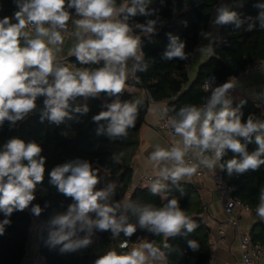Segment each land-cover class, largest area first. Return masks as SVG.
Returning a JSON list of instances; mask_svg holds the SVG:
<instances>
[{"label":"clouds","instance_id":"clouds-1","mask_svg":"<svg viewBox=\"0 0 264 264\" xmlns=\"http://www.w3.org/2000/svg\"><path fill=\"white\" fill-rule=\"evenodd\" d=\"M16 11L12 16L0 18V125L5 120L15 125L37 107V98L43 96V117L53 123H61L68 116L69 101L77 97H95L104 93L116 97L114 102L94 116L95 122L107 121L106 133L110 138L127 137L128 130L134 128L139 115L140 101H121L120 95L125 91L130 74L127 68L129 58L139 61L142 53L139 50V38L131 35L127 16L123 20L116 19L125 11L135 16L137 11L147 14L144 0H125L119 7L116 0H13ZM139 6V7H137ZM264 8V5H260ZM67 9H74L79 19L75 25L77 43L72 48V55L82 65L97 64L101 60L104 66L94 70H71L67 66H59L49 45H62L64 37L61 30H66L71 19ZM216 23L223 24L236 20V13L221 8ZM264 18V13L261 14ZM15 21V22H13ZM155 21L147 25H137L151 33ZM49 25L45 27V25ZM29 25L34 26L35 38L29 39L24 31ZM237 26L239 22L237 21ZM21 37L26 46H21ZM44 38H47L45 40ZM184 44L172 38L168 58L185 59ZM147 66L141 68L146 70ZM51 77V80H50ZM136 77V83H139ZM235 84L229 80L211 90V95L202 106L187 104L170 118V126L180 137L171 147L160 144L154 146L149 160L159 169L158 176L149 185L152 195H160L167 191L163 181L171 180L176 184L190 178L198 167L215 169L221 162L226 150L233 157L220 164L227 169L229 176L256 171L264 165V120L249 115L242 121L238 109L231 108L229 90ZM209 90V85H204ZM80 109L77 108L76 111ZM87 112V107L84 108ZM169 109L162 110L167 116ZM42 117V119H43ZM99 131H105L101 126ZM255 140L257 148L249 152L248 143ZM42 148L38 143L12 138L0 150V210L6 215L14 210H23L35 199L36 185L42 183L45 173V158L41 156ZM124 152L113 154L116 163L121 162ZM192 154L198 164L186 161ZM51 183L57 190L73 198L75 201L66 214L58 215L52 223L59 226L53 233L54 244L63 243L64 250H76L90 243L89 236L93 229L110 231L113 236L121 232L131 237L137 225L128 223L127 216L118 215L120 204L102 203L112 193V185L107 189L97 190L98 172L89 162L64 164L50 172ZM182 191V189H181ZM166 199L165 196L161 197ZM133 214L138 215L140 228L155 234H163L165 238L180 233L186 227L192 232L197 224L183 210L176 198L168 199L162 207L151 204L124 205ZM32 211L39 215L41 209L34 206ZM259 216L264 219V190L261 192V204L257 208ZM89 213H95L92 219ZM80 230L87 232L83 239L71 240L77 223ZM4 223H8L7 220ZM65 229L69 231L65 232ZM3 231L0 226V232ZM167 246V245H165ZM195 249L197 244L189 241ZM127 247V243L121 244ZM164 254L151 243H141L131 251L118 254L115 250L100 256L95 264H147L149 259L161 260Z\"/></svg>","mask_w":264,"mask_h":264},{"label":"trees","instance_id":"trees-1","mask_svg":"<svg viewBox=\"0 0 264 264\" xmlns=\"http://www.w3.org/2000/svg\"><path fill=\"white\" fill-rule=\"evenodd\" d=\"M125 0H116V6ZM220 0H144L147 14L137 11L135 16L127 12L121 13L122 19L127 16L129 27L141 34L140 47L142 58L134 70V74L126 82L125 91L120 95L123 101H140L139 115L134 128L128 130L127 137L110 138L106 133L107 121L95 122L93 117L101 111H106L107 106L114 102L116 97L100 93L95 97H77L69 101L68 116L59 123H53L43 117L44 97L37 98L36 109L24 119L12 125L5 120L0 125V150L12 138H19L26 143H38L41 156L45 158V173L42 183L36 185L35 199L23 210H14L6 215L0 210V264H22L30 241L35 213L34 206H39L38 221L41 223L38 253L42 256L39 264H95V261L108 251L115 250L118 254L129 252L128 247H121V242L135 243L140 238H148L153 246L160 249L166 258V264H210L212 245L210 241V226L205 219V206L197 195L196 186L191 183L168 180L167 198L152 195L148 190L143 193L140 188L132 189L134 167L133 159L140 145L141 128L145 123L146 99L151 97L164 108L169 109L168 115L174 117L179 109L187 104L200 106L206 103L211 95V90H205L203 82L213 73L217 77L216 87L228 81L229 76L253 66L257 61L264 60V0H244L241 6L231 8L230 12L236 13V20L223 23L220 26V37L213 43L212 55L203 62L195 80H190L187 64L192 60L197 43L206 35L210 27L212 14ZM128 0V7H131ZM139 7V6H137ZM73 11L74 9H67ZM16 11L13 0H0V18L12 16ZM155 21L151 33L144 31L137 25H147ZM237 21L239 26H237ZM15 22V21H13ZM172 38L184 44L185 59L178 57L168 58L166 53L171 50ZM21 46H26L25 38L21 37ZM63 67L71 70H94L104 66V61L97 64L82 65L75 56L55 60ZM146 70L141 71V68ZM136 77L140 82L136 83ZM51 80V77H50ZM134 86L138 90H130ZM214 89V88H213ZM88 111L85 112L84 108ZM79 108V111L76 109ZM231 108L238 109L242 121L249 115L259 120H264V101H257L247 96L231 103ZM43 117V119H42ZM101 126L105 131H99ZM257 148L255 140L248 143L249 152ZM124 152L120 163L113 160V154ZM233 157L230 150H226L222 163ZM87 161L91 167L100 165L107 171H99L97 190L107 189L113 181L117 187L108 196L106 201L110 205L120 204L118 215L127 216V222L136 224L137 230L131 237H126L123 232L113 236L110 231L93 229L89 236L90 243L76 250H64L63 243L54 244L53 233L59 226L52 221L61 214H66L68 208L75 201L57 190L51 183L50 172L57 166L75 164ZM225 180L234 186V195L250 209L256 210L261 204V192L264 190V165L256 171L248 170L244 173L228 175L226 167L223 169ZM157 178L154 177V180ZM182 189V191H181ZM127 202L124 198L128 195ZM176 198L180 207L191 217L197 227L188 232L186 227L181 228L179 234L169 236L165 241L163 234H155L139 227L138 215L124 207L127 203L136 205L151 204L162 207L168 199ZM92 219L96 214L92 213ZM7 220L8 223H4ZM69 229H65V232ZM86 230H80L79 222L76 225L71 240L83 239ZM254 242L264 244V222H260L251 231ZM189 241H194L197 247L189 246ZM167 245V246H165Z\"/></svg>","mask_w":264,"mask_h":264},{"label":"crops","instance_id":"crops-1","mask_svg":"<svg viewBox=\"0 0 264 264\" xmlns=\"http://www.w3.org/2000/svg\"><path fill=\"white\" fill-rule=\"evenodd\" d=\"M243 2L244 0H220V2L216 5L212 14V19L208 32L197 43L193 58L187 64L190 80L196 79L200 65L212 55L213 43L220 37L221 24L216 23L217 17L220 14L219 10L221 8H226L228 11H230L233 7L241 6ZM119 6L120 5H117V7ZM69 12L71 19L68 22L67 29L76 31L75 25L72 21L75 19H79L80 17L76 15L75 10ZM118 18L122 19L121 14L118 16ZM48 26L49 25L47 24L45 25V27ZM24 31L29 34V39L35 38L34 29L32 31H29L26 27ZM61 34L64 37V43L62 45H49V47H51L53 50L55 60L65 59L67 57L73 56L72 48L78 42L75 34H72L70 31L61 30ZM44 39L47 40V38ZM200 42L201 46H199ZM139 50L140 52H142L140 44ZM138 62L139 61H137L135 58H129V60L127 61V68L130 70V73L132 72V70H135L136 66L138 65ZM256 63H262V67L258 71L252 72L242 78L233 81L235 87L233 89H230L228 93V96L231 99L232 103L244 96H247L257 101H264V60L257 61L254 64ZM132 75L133 74H130L129 77H131ZM128 88L133 91L138 90L134 86H129ZM144 96L146 99L145 123L141 128L140 145L136 151L132 162L134 167V176L131 190L135 188H140L143 193H147V191L149 190V185L154 181V177L159 178V169L155 167L153 163L149 160V155L153 151L154 146L156 144H160L164 147H171L176 143V141L180 139V137L176 135L175 139L172 138L167 133V131L161 129L157 125L158 120L161 118L160 109H165L164 105L157 103L151 97L145 95V93ZM220 164H222V162L218 163L216 168L221 169ZM94 166L97 172L107 171L100 165ZM223 169H221L222 172ZM150 176L152 177L151 179L148 178ZM181 181L185 183H191L196 186L195 188L197 189V195L200 197L201 201L205 206V219L211 229L210 241L212 245V257L210 264H242L241 251L236 227L229 222L228 214L224 210L223 204L220 201L219 193L216 188L215 182L209 176L197 177L195 175L191 176L190 178H185V180ZM163 182L167 184L169 181ZM110 185H112V188L114 190L117 187L118 183L117 181H113ZM160 196H165L167 198V195L165 193L160 194ZM128 197L129 193L124 198L125 202H127ZM255 212H257V209L254 210L250 209L249 207L238 208L236 210L238 223L241 229L250 235L251 231H253L260 222H264V219L259 216L258 212L257 214ZM89 216L92 217V213H89ZM31 239L32 238L30 237L28 249H30ZM162 239L168 241V237L165 238L163 236ZM38 243L39 242H37V249ZM141 243L150 242L148 238H140L139 241L135 243L129 242L127 247L131 251L132 248L139 247ZM32 249L29 250L30 253ZM147 264H166L165 255L164 258L161 260L149 259L147 261Z\"/></svg>","mask_w":264,"mask_h":264},{"label":"built area","instance_id":"built-area-1","mask_svg":"<svg viewBox=\"0 0 264 264\" xmlns=\"http://www.w3.org/2000/svg\"><path fill=\"white\" fill-rule=\"evenodd\" d=\"M116 19L122 20L118 17H116ZM27 29L29 31H32L34 29V26L29 25ZM66 31H70L72 34H75V31L71 29L70 30L66 29ZM131 35H133L134 37H138L140 40L141 34L137 32L136 30L131 29ZM199 46H201V42L199 43ZM261 67H262V63H256L253 66L248 67L246 70L240 71L236 75L229 76L228 81L229 80L235 81L239 78L244 77L247 74L258 71ZM205 84L209 85V90L215 88L217 84L216 75L213 73L209 74L203 82V87ZM160 110L162 112L163 109H160ZM170 118L171 117L169 115L167 116L161 115V118L158 120L157 125L161 129H164L165 131H167V133L172 138L175 139L176 134L174 133V129L170 126ZM186 161L192 164H198V161L196 162L192 154H189V156L186 157ZM194 175L197 177L209 176L215 182L216 188L219 193L220 201L223 204L224 210L228 214L229 222L233 226L236 227V231H237L238 239H239L240 251H241L242 264H264V245L261 242H254L250 234L242 230L238 223L236 210L238 208H248V207L239 198H237L234 195V186L225 180L222 170L218 168L208 169V168H204L201 166V167H198L197 172ZM148 178L151 179L152 177L150 176ZM255 213L257 214V212ZM36 215H35V218H36L35 221L36 220L38 221L39 216L36 217ZM125 242L128 245L127 241H123L122 244Z\"/></svg>","mask_w":264,"mask_h":264},{"label":"rangeland","instance_id":"rangeland-1","mask_svg":"<svg viewBox=\"0 0 264 264\" xmlns=\"http://www.w3.org/2000/svg\"><path fill=\"white\" fill-rule=\"evenodd\" d=\"M36 217H38V215H36ZM40 231H41V224L36 220L34 222L32 233H31L32 239H31L30 249H32V246H33V249L31 251V253L29 252L30 249H28L27 255L28 254L29 255L28 256L26 255L27 257H25L22 264H39L40 261L43 259L42 256L39 255L38 249H37V242L40 240V236H41ZM35 245H36V247H35Z\"/></svg>","mask_w":264,"mask_h":264}]
</instances>
